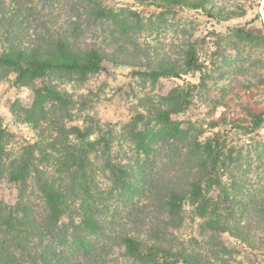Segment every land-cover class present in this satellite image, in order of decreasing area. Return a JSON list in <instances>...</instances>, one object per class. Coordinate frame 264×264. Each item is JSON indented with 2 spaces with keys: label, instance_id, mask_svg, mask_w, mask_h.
Wrapping results in <instances>:
<instances>
[{
  "label": "trees",
  "instance_id": "1",
  "mask_svg": "<svg viewBox=\"0 0 264 264\" xmlns=\"http://www.w3.org/2000/svg\"><path fill=\"white\" fill-rule=\"evenodd\" d=\"M82 1L88 26L90 20L111 22L113 50L81 40L82 14L53 31L39 26L31 39L23 17L34 10L30 0H17L12 12L0 4V82L14 75L15 85L32 91L33 105L19 108L17 117L37 136L13 150L0 119V181L16 191L13 204L0 201V264H229L234 251L222 236L246 242L252 229L245 212H254L252 219L261 225L264 205L247 192V201H236L247 186L238 175L245 148L228 144L218 129L226 121L200 124L189 114L204 87L196 41L184 43L177 58L150 59L147 45L133 38L144 31L139 15ZM216 1L138 0L160 10L158 18L195 11L220 24L238 16L227 0ZM228 32L241 41L253 38L251 31ZM105 62L143 67L133 74L151 85L191 73L200 75V83L140 98L120 128L131 148L119 154L112 147V124L91 116L77 124L74 113L84 111L85 97L46 83L53 77L85 82L106 72ZM247 115L245 135L264 125V111ZM188 216L200 221L199 237L184 242L175 233ZM113 254L117 262L110 260Z\"/></svg>",
  "mask_w": 264,
  "mask_h": 264
},
{
  "label": "rangeland",
  "instance_id": "2",
  "mask_svg": "<svg viewBox=\"0 0 264 264\" xmlns=\"http://www.w3.org/2000/svg\"><path fill=\"white\" fill-rule=\"evenodd\" d=\"M98 1L116 13L133 12L143 19L144 31L133 38H137L141 47L147 45L143 49H149L147 51L150 59L177 58L184 43L196 41L198 56L204 64V87L197 92V102L189 114L191 113L200 124L211 120L226 121V125L218 129L226 136L228 144L243 145L245 148L243 167L238 175L246 179L247 186L242 195L236 196V201H247L246 194L249 193L263 207L264 125L248 135H245V128L250 126L248 110L264 111V0H217L216 2L222 5L225 1L227 7L238 15L220 24L195 11L158 18L160 10L142 5L138 0ZM16 2L17 0H0V4H4L9 12L16 8ZM29 6L34 10L23 14L26 19L25 34L30 36L29 38L32 39L35 30L40 31L39 26H43V30L48 28L53 31L69 21H75V14H82L79 20L82 31L77 33L81 40L87 43L95 42L107 52L114 49L111 43L113 39L109 36L111 22L97 21V25H94L90 20L91 24L88 26L89 17L85 14L87 7L82 0H30ZM237 28L251 31V41H241L233 35H228V29ZM126 47L130 51L131 47ZM1 50L0 41V52ZM138 54L144 55L145 52ZM105 66L106 72L91 75L85 82H76L69 77H53L47 78L46 83L57 85L61 90L76 96L85 97L84 111L74 113L77 116V124L80 125L85 116L94 117L102 124H112L111 130L116 134L112 147L113 151L119 154L129 152L128 149L131 148L123 139L120 128L129 121L140 98L166 94L175 85L184 82L193 85L200 83V75L191 73L183 76L182 80L160 79L155 85H151L149 80H143L139 75L133 74L144 72L143 67L113 66L109 62H105ZM34 101L31 90L15 85L14 75L0 82V119L4 128L12 135L10 148L13 150L33 143L37 138L32 128L17 117L19 108H30ZM222 180V183H228V178L223 177ZM28 193H32L30 196L38 205L41 204L35 193ZM15 197L13 185L6 179L1 180L0 201L13 204ZM252 213L254 212L248 210L244 215L245 219L251 222L252 229L246 242L226 234L222 236L224 243L234 251L229 264H264V223L259 225L254 221ZM199 225V220L191 222L188 216L185 226L175 235L184 242L192 237L198 238ZM110 258L112 262H117V255L113 254Z\"/></svg>",
  "mask_w": 264,
  "mask_h": 264
}]
</instances>
